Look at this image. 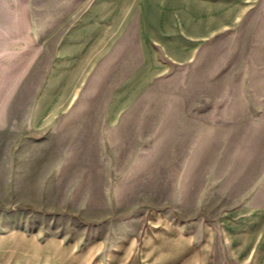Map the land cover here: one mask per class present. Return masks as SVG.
Returning <instances> with one entry per match:
<instances>
[{
	"label": "rangeland",
	"instance_id": "obj_1",
	"mask_svg": "<svg viewBox=\"0 0 264 264\" xmlns=\"http://www.w3.org/2000/svg\"><path fill=\"white\" fill-rule=\"evenodd\" d=\"M22 4L0 0V254L163 264L210 246L215 264H233L219 216L264 203V0L157 80L119 127L81 107L44 132L27 122L39 78L14 70L31 43Z\"/></svg>",
	"mask_w": 264,
	"mask_h": 264
},
{
	"label": "crops",
	"instance_id": "obj_2",
	"mask_svg": "<svg viewBox=\"0 0 264 264\" xmlns=\"http://www.w3.org/2000/svg\"><path fill=\"white\" fill-rule=\"evenodd\" d=\"M24 1H30L20 12H31L25 20L31 43L26 63L19 59L14 70L17 77L39 78L27 113L34 132L50 130L81 107L96 113L106 128L119 127L157 80L197 58L204 41L234 26L255 2ZM217 229L233 264H264V203L232 207L219 216ZM181 252L167 263L215 264L210 246L191 256ZM0 264L56 263L0 254Z\"/></svg>",
	"mask_w": 264,
	"mask_h": 264
}]
</instances>
